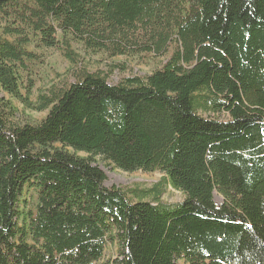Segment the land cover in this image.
<instances>
[{
    "label": "trees",
    "instance_id": "1",
    "mask_svg": "<svg viewBox=\"0 0 264 264\" xmlns=\"http://www.w3.org/2000/svg\"><path fill=\"white\" fill-rule=\"evenodd\" d=\"M0 16V264H264V0H0ZM59 31L163 61L110 84L65 41L78 68L32 102L27 47ZM97 157L163 177L107 188Z\"/></svg>",
    "mask_w": 264,
    "mask_h": 264
},
{
    "label": "rangeland",
    "instance_id": "2",
    "mask_svg": "<svg viewBox=\"0 0 264 264\" xmlns=\"http://www.w3.org/2000/svg\"><path fill=\"white\" fill-rule=\"evenodd\" d=\"M5 26L3 18L0 16V32ZM59 46L57 48H44L31 44L27 50L33 54L31 61L26 63V70L20 72V85L23 94L26 90H30V101L35 102L37 94L40 91H45L53 85H59L64 80L71 77L73 69L78 68L72 66L64 56L65 41L69 42V48L74 52L80 60V66L87 68L90 72H102L108 75L110 84H116L122 78L128 76H144L151 73L154 69L160 66L163 58H157L150 55L139 57L118 56L107 59L102 54H86L83 48L73 41H68V37L63 36L59 31L57 33ZM118 66V67H116ZM9 98V97H7ZM17 110L19 119L27 118L31 121H40L46 115V112H37L25 108L20 102L15 99H10ZM79 156L87 157L83 153H78ZM96 164L100 167L105 175L104 186L107 188L118 187L126 188H149L153 184L159 182L163 177L159 172H124L115 168L108 162H102L100 158H95ZM35 199L34 194L27 189L24 190V200ZM163 201L176 203L183 199L180 192L173 190L169 185L165 194L162 196ZM214 200L217 205L222 203V198L214 194ZM117 257V249L107 247L104 259L112 260Z\"/></svg>",
    "mask_w": 264,
    "mask_h": 264
}]
</instances>
